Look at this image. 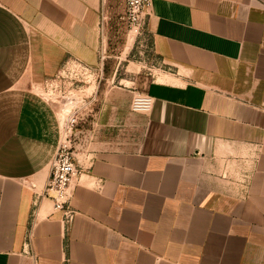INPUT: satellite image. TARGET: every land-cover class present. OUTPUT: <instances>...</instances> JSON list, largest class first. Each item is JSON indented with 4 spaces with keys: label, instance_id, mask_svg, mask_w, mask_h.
I'll return each mask as SVG.
<instances>
[{
    "label": "crops",
    "instance_id": "0c3cea01",
    "mask_svg": "<svg viewBox=\"0 0 264 264\" xmlns=\"http://www.w3.org/2000/svg\"><path fill=\"white\" fill-rule=\"evenodd\" d=\"M124 15L0 0V264H264V0H153L139 61ZM71 60L105 83L75 132L67 224L45 196L61 133L37 88Z\"/></svg>",
    "mask_w": 264,
    "mask_h": 264
},
{
    "label": "rangeland",
    "instance_id": "374dc122",
    "mask_svg": "<svg viewBox=\"0 0 264 264\" xmlns=\"http://www.w3.org/2000/svg\"><path fill=\"white\" fill-rule=\"evenodd\" d=\"M124 44L128 48L131 47V55H135L136 61L147 57V54L143 53L144 47L142 46L144 44L134 34L128 32L127 36L124 37ZM143 66L146 72L154 74L150 62L143 64ZM124 71V68L120 70V72ZM103 83H105V79L102 72L95 74V72L89 71L84 73L64 67L57 76L47 80L43 86L37 88L39 95L53 106L58 118L63 116V123L60 124L61 119H59L61 145L67 146L73 153L77 152L75 147L78 146V141H75V132L79 130L81 120L84 118L88 120L90 112L95 110L94 92L97 87L103 86ZM74 121L76 123L71 129ZM88 123L89 120L85 123L86 126Z\"/></svg>",
    "mask_w": 264,
    "mask_h": 264
},
{
    "label": "built area",
    "instance_id": "2783aa9c",
    "mask_svg": "<svg viewBox=\"0 0 264 264\" xmlns=\"http://www.w3.org/2000/svg\"><path fill=\"white\" fill-rule=\"evenodd\" d=\"M123 2L125 6L123 20L128 27V32L134 34L144 44L146 18L153 0H123ZM64 67L73 68L84 73L89 71L95 72V74L98 73L96 70L85 66L77 60L67 62ZM152 103L151 97L139 93L132 100L131 110L135 113L147 114L151 109ZM75 123L76 121L72 123L71 129ZM79 174L80 171L74 153L67 146L60 144L51 162V174L47 183L45 196L51 200L53 210L63 215V219L67 224H70L75 217V211L71 207V201L74 196L73 184Z\"/></svg>",
    "mask_w": 264,
    "mask_h": 264
},
{
    "label": "bare ground",
    "instance_id": "6f19581e",
    "mask_svg": "<svg viewBox=\"0 0 264 264\" xmlns=\"http://www.w3.org/2000/svg\"><path fill=\"white\" fill-rule=\"evenodd\" d=\"M129 43L132 44L131 42H129ZM59 119H61L60 124L63 123V120H64L63 116H61V118H59Z\"/></svg>",
    "mask_w": 264,
    "mask_h": 264
}]
</instances>
